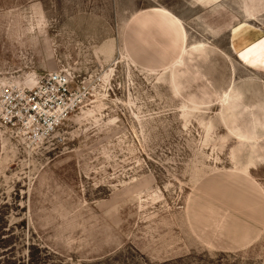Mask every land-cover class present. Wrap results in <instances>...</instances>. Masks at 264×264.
<instances>
[{"label": "rangeland", "instance_id": "obj_1", "mask_svg": "<svg viewBox=\"0 0 264 264\" xmlns=\"http://www.w3.org/2000/svg\"><path fill=\"white\" fill-rule=\"evenodd\" d=\"M263 7L0 0V100L52 71L75 97L43 136L0 122V264H264Z\"/></svg>", "mask_w": 264, "mask_h": 264}, {"label": "built area", "instance_id": "obj_2", "mask_svg": "<svg viewBox=\"0 0 264 264\" xmlns=\"http://www.w3.org/2000/svg\"><path fill=\"white\" fill-rule=\"evenodd\" d=\"M69 73L52 71L40 75L32 89L4 91L0 100V122L21 125L38 137L52 132L74 108Z\"/></svg>", "mask_w": 264, "mask_h": 264}, {"label": "crops", "instance_id": "obj_3", "mask_svg": "<svg viewBox=\"0 0 264 264\" xmlns=\"http://www.w3.org/2000/svg\"><path fill=\"white\" fill-rule=\"evenodd\" d=\"M30 4L31 3H29V6H30ZM260 11H262L261 13H259V14H256V15H254V17H255V19L259 22V25L264 29V7L262 8V9H260ZM260 30V29H259ZM262 32L263 31H258V29H256L255 31H254V34L256 33V34H262ZM260 38H264V36L263 37H260Z\"/></svg>", "mask_w": 264, "mask_h": 264}, {"label": "bare ground", "instance_id": "obj_4", "mask_svg": "<svg viewBox=\"0 0 264 264\" xmlns=\"http://www.w3.org/2000/svg\"><path fill=\"white\" fill-rule=\"evenodd\" d=\"M259 31V30H258ZM261 32V31H260Z\"/></svg>", "mask_w": 264, "mask_h": 264}]
</instances>
